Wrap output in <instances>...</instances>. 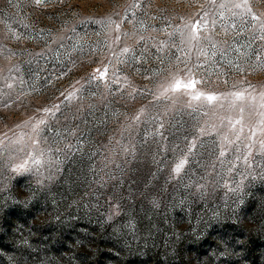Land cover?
<instances>
[{
    "label": "rangeland",
    "instance_id": "1",
    "mask_svg": "<svg viewBox=\"0 0 264 264\" xmlns=\"http://www.w3.org/2000/svg\"><path fill=\"white\" fill-rule=\"evenodd\" d=\"M241 2L44 0L37 5L34 0H0V67L6 57L20 59L27 82L16 87L15 93L0 83V129L46 117L42 131L38 130L40 146L45 140L50 144L67 140L82 148L85 157L100 148L94 159L106 151L103 145L112 147L117 141L123 145L133 138L138 146L145 145L159 138L158 130L169 139L171 133L190 126L212 130L204 139L215 141L217 152L221 146L227 149L221 158L224 164L217 161L213 175L218 174L221 183L227 180L229 188L248 167L246 160L251 161L256 179L244 182L239 197L230 194L225 201L226 189H222L207 208L196 209L218 212L222 219L217 224L210 228L201 224L179 243L167 225H162L161 232L146 235L150 264H264V180L259 175L264 170V152L257 151L264 148V38L259 24L232 6ZM248 4L264 20V0H248ZM205 11L208 30L200 31L199 42H190L187 25L200 20ZM221 24L235 27L225 31ZM124 48L128 51L121 54ZM41 49H47L42 56H29ZM105 67L107 78L89 83L96 69ZM15 75L18 79L19 74ZM175 80L197 83L195 89L168 90ZM74 90L77 98L67 101L65 97ZM193 92L218 99L194 100ZM234 92H242L243 98L237 100L231 95ZM46 107L54 116L44 112ZM28 132L24 130L25 138ZM18 147L3 151L0 146V151L7 157ZM16 200L20 197L14 188L0 193V230L5 225L9 231L16 229L13 259L22 264L19 252L27 253L29 245L42 240L47 225L40 220L29 225L27 209ZM73 223L80 225L79 220ZM188 227L191 230L192 225ZM79 238L83 243L74 245L69 250L72 259L65 257L64 262L103 264L111 241L95 232L81 233ZM0 264H12L7 254L0 252Z\"/></svg>",
    "mask_w": 264,
    "mask_h": 264
},
{
    "label": "clouds",
    "instance_id": "2",
    "mask_svg": "<svg viewBox=\"0 0 264 264\" xmlns=\"http://www.w3.org/2000/svg\"><path fill=\"white\" fill-rule=\"evenodd\" d=\"M46 50L29 56H42ZM15 74H19L18 79ZM0 83L14 93L16 87L26 86L20 59L6 57L5 65L0 67ZM41 119L45 123L46 117ZM37 123L33 117L14 128L0 129L3 151L19 145L7 157L0 151V193L14 188L20 197L14 203L27 209V223L40 220L47 225L42 240L29 245L27 253L19 252L22 264H66L65 257L72 259L69 250L83 243L80 234L93 232L111 241L112 246L107 249L110 255L104 256L103 264H150L146 235L161 232L162 225H167L179 243L201 224L212 227L222 219L220 214L196 209L201 205L207 208L222 189H226L222 197L225 201L230 194L239 197L244 182L249 177L255 180L257 175L251 169V161L246 160L248 167L237 174L239 179L232 180L234 187L229 188L227 180L221 183L220 176L213 172L217 161L224 164L221 158L227 149L221 146L217 152L215 141L204 139L212 135V130L204 128L190 126L171 133V139L158 130V139L139 146L134 138L123 145L117 141L112 147L103 145L106 151L94 159L100 148L85 157L82 148L67 140L51 144L45 140L40 146L37 137L42 129L40 125L34 128ZM25 129H30L27 138ZM257 151L264 152V148ZM181 162L183 166L177 171ZM259 175L264 180V170ZM74 220H79L80 225ZM15 231H9L7 225L0 230V252L7 254L12 264H17L13 259L17 244L12 243ZM24 243L28 244L27 239ZM188 244L192 241L188 240ZM192 255H196L194 248ZM28 256L32 259L28 260Z\"/></svg>",
    "mask_w": 264,
    "mask_h": 264
},
{
    "label": "snow or ice",
    "instance_id": "3",
    "mask_svg": "<svg viewBox=\"0 0 264 264\" xmlns=\"http://www.w3.org/2000/svg\"><path fill=\"white\" fill-rule=\"evenodd\" d=\"M43 2H44V0H34V3L37 4V5H40ZM49 2H50V0H49ZM213 2H215V0H213ZM232 6L234 8H237V9H243L242 13H239V15H241V16H249V17H251V19L255 23L259 24L261 36H262V38H264V20L260 19L259 16L255 15L253 13L252 9L249 7L248 0H242L241 3H234ZM220 7L224 8V7H226V5L221 4ZM205 16H207V12L206 11L203 13V15L201 16L200 20L195 21L194 23H190L189 25H187V27L189 28V41L190 42L191 41L199 42V40H200V31L201 30H204V31L208 30L207 29V25L203 22ZM212 23H213V26H215L216 21L214 20ZM233 27H235V24H221V28L223 30H225V31H228V30H230ZM204 39L207 40L208 43L211 44L213 47L216 46L215 41L211 37L205 36ZM127 51H128V49L124 48V49H122L121 54H123L124 52H127ZM199 51H200L201 54L204 53V49L203 48H200ZM107 76H108L107 67H105L103 69H96L95 73H93L92 76L89 78V83H91V81L94 80V79L95 80H99V81H104L107 78ZM196 83L197 82L194 81V80H190L187 84H185L181 80H175L172 84L169 85V89L168 90L179 91L181 88L195 89ZM10 86L11 85H9V87ZM231 95H233L237 100L243 98L242 92H234V93H231ZM202 96L208 102H213V101H216L218 99V97L215 96V95H212V94L205 95V94L199 93V92H193L192 99L200 100ZM76 98H77V96H76V91L75 90L72 91V92H69L67 94V96L65 97V99L67 101H69V102L74 100V99H76ZM55 107H57V106H54V108ZM45 113L54 115V111H52L50 113V110H45ZM236 123H239V121H237ZM41 124H44V120L43 119H40L38 121V123L34 126V128H38L39 125H41ZM182 166H183L182 162L179 163L177 165V171H179ZM20 167L22 168L23 165H21Z\"/></svg>",
    "mask_w": 264,
    "mask_h": 264
}]
</instances>
